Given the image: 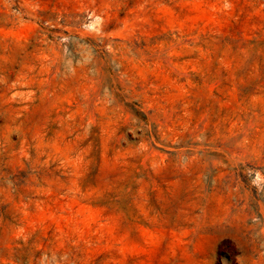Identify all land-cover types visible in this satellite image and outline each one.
Masks as SVG:
<instances>
[{
  "label": "rangeland",
  "instance_id": "rangeland-1",
  "mask_svg": "<svg viewBox=\"0 0 264 264\" xmlns=\"http://www.w3.org/2000/svg\"><path fill=\"white\" fill-rule=\"evenodd\" d=\"M0 264H264V0H0Z\"/></svg>",
  "mask_w": 264,
  "mask_h": 264
}]
</instances>
